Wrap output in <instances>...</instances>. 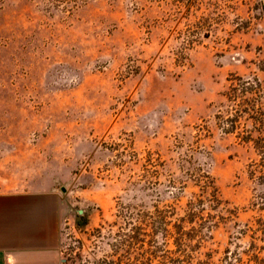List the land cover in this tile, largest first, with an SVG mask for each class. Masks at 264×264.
Segmentation results:
<instances>
[{
  "label": "rangeland",
  "instance_id": "obj_1",
  "mask_svg": "<svg viewBox=\"0 0 264 264\" xmlns=\"http://www.w3.org/2000/svg\"><path fill=\"white\" fill-rule=\"evenodd\" d=\"M61 8L0 0V190L62 194L67 264H199L166 261L147 221L154 241H119L158 209L182 215L213 179L238 214L201 252L220 263L245 250L238 231L264 215L249 117L253 104L264 111V0Z\"/></svg>",
  "mask_w": 264,
  "mask_h": 264
},
{
  "label": "trees",
  "instance_id": "obj_2",
  "mask_svg": "<svg viewBox=\"0 0 264 264\" xmlns=\"http://www.w3.org/2000/svg\"><path fill=\"white\" fill-rule=\"evenodd\" d=\"M78 1L79 0H46L50 7H62L61 9L63 10L75 8ZM85 1L86 0H81V2ZM197 8L198 7H196V9ZM191 9L192 6L187 7L186 12H190ZM202 19L203 21L198 25L199 28L211 26L209 23V15L203 16ZM240 81L241 84L238 82L240 85L237 84L235 90L238 89L237 91L240 92L243 97V95L248 92L246 86L247 81ZM238 86L241 87L238 88ZM256 95L258 97L260 92ZM234 96H237V94ZM251 110L252 115L249 117L257 121V125H255L257 134L253 139L258 145L257 148L261 157L258 163L260 172L259 178L264 179V111L260 107L256 108L255 104H253ZM241 111L248 113L246 108ZM201 188L203 194L194 200H190L182 215H176L175 211L165 208L158 209L154 215L150 214L146 217L143 216L141 224L132 226L130 232L124 234L126 238L119 241V244L121 245L126 241L129 246H134L138 241L144 242L140 237L148 236L152 238L151 234L153 233H151L150 229H154L156 234H161L162 236V246L164 248V258L166 261L182 262L193 261L195 259L199 264H264V256L261 254V251L264 250V244H258V241L264 242V215L257 216L254 222L246 224L244 228L238 231L240 237L248 235L250 238L248 247L245 250L233 252L227 248L225 256L220 263L213 260V253L211 251L201 252V248L205 246L206 237H209V233L212 229L219 226L220 223H227L233 220L238 214L237 208L231 206L228 201L221 197L213 179L201 184ZM261 205H264V203L262 202ZM145 221L149 222L151 227L149 230H146L144 227L148 226ZM119 237H121V235H119ZM151 238L148 239V242L154 241V238ZM169 245H173L174 248L172 250L167 248Z\"/></svg>",
  "mask_w": 264,
  "mask_h": 264
},
{
  "label": "crops",
  "instance_id": "obj_3",
  "mask_svg": "<svg viewBox=\"0 0 264 264\" xmlns=\"http://www.w3.org/2000/svg\"><path fill=\"white\" fill-rule=\"evenodd\" d=\"M66 211L53 187L0 190V264H67L61 250Z\"/></svg>",
  "mask_w": 264,
  "mask_h": 264
}]
</instances>
